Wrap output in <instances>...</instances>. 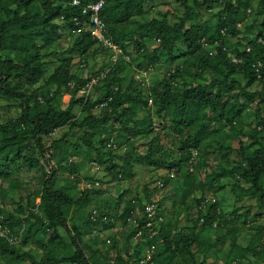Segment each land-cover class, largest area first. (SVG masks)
<instances>
[{"label":"trees","instance_id":"1","mask_svg":"<svg viewBox=\"0 0 264 264\" xmlns=\"http://www.w3.org/2000/svg\"><path fill=\"white\" fill-rule=\"evenodd\" d=\"M91 1L96 0H81L82 5H75L74 0H0V99L17 101L19 107L11 106L21 109L19 117L0 124V168L6 170L0 175L4 181L16 169H44L42 192L35 198L21 197L13 212H4L8 194L1 191L0 225L11 229L14 235L22 231L24 235L19 244L0 237V264L26 259L31 264H108L109 259L100 249L88 255L69 225L74 212L91 204L96 205L94 210L99 215L93 219L91 213L85 221L90 230L101 227L100 231L110 235L108 240H117L111 233L115 222L120 219L125 227H130L126 256L118 255L116 263L140 264L142 249L154 244L156 254L148 264H211L209 256L216 243L202 238L203 234L228 228L226 235H230V228L236 229L237 222L246 218L242 222L250 226L251 221L250 211L241 213L238 208L229 217L217 197L207 210H200L208 191L217 184L223 190L224 180L234 178L236 197L249 196L258 200L259 207H264V45L259 42L260 38L264 39V0H178L185 13L175 23L169 21L168 14L146 20V4L150 0H106L101 15L107 24V36L124 54L117 62L111 59L109 70L86 78L78 74L81 67L75 69V58L84 63L90 54L98 53L99 47L111 52L90 32L91 13H85V7ZM203 8L213 12V21L201 19ZM57 19H62L63 25ZM62 26L71 31L74 42L65 51L69 57L57 65L50 59L55 52L48 49L65 38ZM79 28H83L81 33H77ZM254 29L256 35L248 34ZM148 40L158 45L150 47ZM247 45L252 47L251 52H246ZM130 47L140 58L137 72H144L149 64L156 65L164 59L167 64L181 58L184 61L170 69L157 85L148 86L131 74ZM230 53L243 62L235 64ZM259 63L262 67H258ZM93 79L98 82L87 93ZM255 85L259 90L252 91ZM66 88L71 101L64 109L59 106V98ZM256 102L257 126L245 131V113L251 112ZM102 104L106 105L100 108ZM76 107H80L79 114L74 111ZM168 122L188 132L180 157L171 163L158 154L160 132L168 131ZM67 126L73 130L84 129V134L77 141L67 136L53 139L48 147L45 138ZM118 131V145H126L122 155L115 153L111 144L112 135ZM220 131L235 140L240 136L237 157L232 159V148L220 145L218 150L223 160L213 174L204 175V180L202 176L210 165L206 147ZM100 148L107 151L102 152ZM194 150L199 152V159L191 171ZM82 156L105 168L103 182L117 181L124 186L119 196V202L125 203L122 210L120 203L118 210L110 214L101 209L102 201L95 196L100 193L99 189L82 188L85 180L94 179L81 176L84 163H74L72 159L68 163L70 157ZM56 160V166L46 171ZM137 166L168 167L174 169V178L183 176L188 225L181 230L173 228L166 217L163 197L159 206L165 221L157 228L158 234L135 243L138 230H143L145 239L151 229L144 227L146 219L139 225L130 224L131 211L135 204L142 206L158 198L156 191L146 198L138 195L126 199ZM60 169L68 170L63 185L58 183ZM165 179L164 187L171 181L170 177ZM201 180L207 181L203 190L199 187ZM200 190L202 193L198 195ZM188 198L192 201L190 204H186ZM193 208L196 214L191 216ZM262 215L257 213L256 218ZM105 217H108L106 221ZM60 229H65L74 253L70 252L67 237L59 233ZM41 235L47 237L40 241L41 258L35 257L32 251L22 250ZM100 242L106 245L108 241ZM116 242L113 250L119 251ZM132 248L134 252L130 254ZM254 249L264 260V248ZM67 252L71 254L62 257Z\"/></svg>","mask_w":264,"mask_h":264},{"label":"rangeland","instance_id":"2","mask_svg":"<svg viewBox=\"0 0 264 264\" xmlns=\"http://www.w3.org/2000/svg\"><path fill=\"white\" fill-rule=\"evenodd\" d=\"M147 14L146 20H151L153 17L161 16L164 14L169 15V21L171 23H175L179 20V18L185 13L184 6L178 0H150L146 4ZM201 19L203 21H213V12H210L207 8H203ZM141 21L145 19L139 18ZM57 23L63 25L62 19H57ZM61 32L65 35V38L54 45L53 48L48 49L49 51H54L55 54L50 56L51 60H55L56 64H61L64 59L69 57L68 54H65V51L70 49L73 44V34L68 28L62 26ZM248 34L256 35V30H251ZM246 35V34H245ZM148 44L150 47H156L158 42L148 40ZM179 47L183 48L182 42H180ZM130 52H133V60L131 64L132 72L131 74L135 76L136 81H139L142 78V74L146 77L147 85L153 86L157 85L166 75L169 73L170 69H175L176 66L181 64L184 59H178L173 63H166L165 60H161L156 65H148L146 72L142 71L137 72V66L140 62V58L137 57L135 53V49L130 47ZM112 54L111 52H107L99 47V51L97 54H90L85 58V62L77 57L75 58V69L81 67L78 70V74L80 76H84L86 78L97 75L99 71L109 70L112 66ZM121 59V58H120ZM119 59V60H120ZM126 61H129L126 60ZM142 72V73H141ZM42 86V84H40ZM30 88V87H27ZM259 90V86L255 85L252 91ZM28 91V90H27ZM32 90L28 91L31 92ZM71 101V95L67 91V88L64 89L63 94L59 98V106L61 108H66L68 103ZM11 105H19V102L12 101L7 102L6 100L0 99V124H4L9 122L11 119L19 117L21 109L17 106ZM258 103H254L252 105V111L246 112L245 117V131L253 130L256 126V118H257V109ZM13 107V108H11ZM76 113H80V107H76L74 110ZM98 113L100 111L97 110ZM169 129L166 132H160L159 142L161 145L159 155H163L165 161L171 163L180 157V148L184 146L186 143V139L188 136V132L180 127H176L172 123L168 122ZM157 126L159 124L157 123ZM111 128V126H109ZM112 130V129H111ZM84 129H71L69 126L60 129L54 133V136L45 138V143L49 147L53 141V139H58L64 136H67L69 139L73 141H77V139L84 134ZM113 131V130H112ZM113 133V132H112ZM116 134L112 135L111 144H113V149L115 153L118 155L124 154L126 150V145L121 143L119 146V142H117ZM242 139V138H241ZM238 138L232 139L227 135V132L224 133L222 131L218 132L213 138L210 139V146L206 147L207 152L205 155L209 153V167H207V171L203 174L204 180L209 174H213L217 170V165L223 160V154L220 153L218 147L220 145H224L232 148L230 151V156L232 159L237 157V148L239 147ZM117 142V144H115ZM119 146V147H118ZM110 147V145L108 146ZM102 152L107 151V149L100 148ZM49 156H47L48 158ZM96 157V155H94ZM60 159V157H59ZM74 161V163H84L83 168L81 170V176L87 178H93L94 180H85L83 185H87L86 187L91 190H100V193L95 195L99 197L102 201L100 207L103 210L108 211L110 214L114 213L118 210V207L121 202H119V196L125 189L124 186L119 182H103L102 180L105 178L104 175L107 174L104 167H101L100 163L94 162L91 159H85V157H70V160ZM203 158L200 160L202 161ZM200 161V162H201ZM57 164V160L52 163V166L46 167V171L52 170L53 166L55 167ZM100 167V168H99ZM67 169L58 170V183L60 185L65 184V178L68 177ZM6 172V170L0 168V173ZM175 174L174 169H170L168 167L165 168H157L155 166H137L135 168V177L133 179L132 184L130 185L129 193L127 195V200L131 198H135L138 195L140 196H148L149 193L156 192V195L164 199V208L166 211V217L168 221H171L173 228L177 230H181V228L188 225L187 214L184 212L185 202L183 199V176H176V178H172V175ZM11 177L9 179H5L3 181L2 176L0 175V199L1 194L7 193L5 199L6 204L4 206V212L10 213L13 212L17 207L18 201L21 200V197L27 198L28 196H32L35 198V195L42 192V177L44 176V169H37L34 171H29L28 169H16L12 171L10 174ZM176 175V174H175ZM205 175V176H204ZM170 177L171 181L165 185V187L156 188L159 185V178L163 179L166 182L165 178ZM100 179V180H99ZM107 181V180H104ZM207 182V181H206ZM203 180L199 182L200 189H203ZM225 188L220 191L217 190L220 185H216V188H213L210 192L208 191L207 197L209 198H218L220 201L222 208L227 212L229 217H233V212L237 208L241 210V213L244 211H250L249 221H251L250 226L244 224L246 218H243L241 221L237 222L236 229L231 230L230 235H226L224 231H221L220 228L216 230H211L212 239L216 241L215 248L212 249L209 256V263L211 264H264L263 258H259L257 255V250L255 247H263L264 248V207H259L258 200L252 199L249 196L242 195L240 197H236L232 194L231 189H234V185L236 183L234 178H226L224 180ZM82 185V188H83ZM91 186V187H90ZM156 188V189H154ZM154 189V190H153ZM2 191V193H1ZM216 191L219 193L217 194ZM201 190L197 193L201 195ZM216 198V199H217ZM38 203L41 202V198H38ZM192 201L190 198L187 199L186 204H190ZM125 206L124 201L120 205V209L122 210ZM96 205L91 204L88 207L82 208L79 212H74V215L69 221L70 228L73 234L77 237L78 241L81 242L86 249L88 255H92L96 252V250L100 249V253L103 252L105 256L109 259L108 264H112L115 258L118 255H125V251L128 245V236L130 227H125L123 220L118 219L115 222L114 228L111 231L113 235L117 237V240H108L110 237L103 233L101 227L93 228L90 230L88 226H86L85 221L90 216V214L95 209ZM191 216L196 214V210L193 208L191 211ZM257 213H262L263 215L256 218ZM83 232V234H82ZM62 236L67 237L66 241L69 243L68 247L71 248L70 239L66 235L65 229H60L59 232ZM225 234V235H224ZM112 235V236H113ZM222 240H219V239ZM44 236H39L34 241H30L28 246L22 247L23 251H32L33 255L37 258H41L43 255V248L41 247L40 241H43ZM107 239L106 245L101 243V240ZM140 239H135V243L139 242ZM118 245L119 251L113 250L114 242ZM251 247L250 251H247L246 248ZM253 247V248H252ZM70 252H75V248L72 247ZM67 252L63 253V256L70 255L71 253ZM134 248L130 250V254H133ZM147 253V247H144L141 251L142 259L145 257ZM142 259H138V262ZM175 263V262H174ZM15 264H31L30 259L23 260L20 263Z\"/></svg>","mask_w":264,"mask_h":264},{"label":"built area","instance_id":"3","mask_svg":"<svg viewBox=\"0 0 264 264\" xmlns=\"http://www.w3.org/2000/svg\"><path fill=\"white\" fill-rule=\"evenodd\" d=\"M75 5H82L81 0H74ZM106 0H96L89 2L85 7V13H91V22H92V28L90 29V32L93 37L99 40L101 44H103L106 48L110 49L112 52V58L115 62H117L121 56L124 54L123 49L117 45L112 38L107 36V24L102 18V11L105 7ZM80 23H78L79 25ZM240 27H242V23L239 24ZM83 28H79L77 30V33H81ZM259 42L264 45V39L260 38ZM246 52H251L252 47L250 45H247L245 48ZM230 57L232 61L235 64H241L243 60L239 57H237L235 54L230 53ZM129 59V58H128ZM258 67H262V64L259 63ZM142 73V72H141ZM143 73H148L144 71ZM141 81H145L144 84H147L146 77L144 74H142ZM98 82L97 79H93V81L90 83L89 87L87 88L86 92L90 93L91 88L93 85H95ZM153 104V100H150V105ZM106 104H102L100 108L105 107ZM199 159V152L197 150L193 151V156L190 163V169L191 171L194 170V165ZM100 168V167H99ZM175 177V174L172 175V178ZM84 184V183H83ZM87 186V185H86ZM85 185H83V189H86ZM160 187H164V181L160 180L159 182ZM91 187V186H90ZM89 188V187H88ZM161 197H156L151 203L146 202L142 206L139 204H135L133 210L131 211V216L128 218V222L130 224L139 225L140 222L143 219H146V223L144 225L145 228H150L151 233L143 239V230H138L135 239H140L139 241H146L147 239L153 238V236L158 234V229L160 226L164 223L165 218L163 216V212L160 209L159 206V200ZM216 198H208L201 203L199 206L200 210H207L208 205L211 202H216ZM99 215V212L97 210H93L92 217L95 219ZM108 217L104 218V221H106ZM205 219L202 218L201 222H204ZM216 226V224H215ZM158 228V229H157ZM23 231L19 235H14L8 227H4L0 225V237L6 239L11 244H19L23 239ZM143 239V240H142ZM157 247L156 245H151L149 248H147V253L145 257L142 259L141 264H148L151 262L156 254ZM112 264H118L115 261Z\"/></svg>","mask_w":264,"mask_h":264},{"label":"crops","instance_id":"4","mask_svg":"<svg viewBox=\"0 0 264 264\" xmlns=\"http://www.w3.org/2000/svg\"><path fill=\"white\" fill-rule=\"evenodd\" d=\"M205 184H207L206 182H204L203 183V189H205L207 186L205 185ZM200 185V184H199ZM214 188H216V185L214 186ZM202 189V190H203ZM217 189V188H216ZM217 190H219V188L217 189ZM220 191H222V190H220ZM231 192H232V194L234 195V193H233V190L231 189ZM218 193V192H217ZM225 209V208H224ZM227 213V212H226ZM221 229V231H224L225 232V234H227V232H228V228H220ZM229 233V232H228ZM224 234V235H225ZM212 233H211V230H208V231H206L204 234H203V236H202V238H210L211 239V241L213 242V243H216V241H213V239H212Z\"/></svg>","mask_w":264,"mask_h":264}]
</instances>
